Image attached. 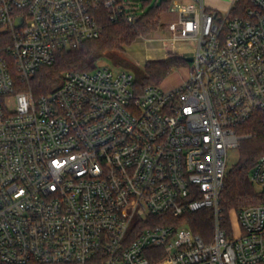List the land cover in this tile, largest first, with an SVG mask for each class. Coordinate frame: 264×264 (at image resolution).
Listing matches in <instances>:
<instances>
[{"label":"built area","instance_id":"1","mask_svg":"<svg viewBox=\"0 0 264 264\" xmlns=\"http://www.w3.org/2000/svg\"><path fill=\"white\" fill-rule=\"evenodd\" d=\"M145 1L0 0V264H264V155L250 177L262 200L236 211L239 234L219 207L237 127L264 111V0H228L224 14L170 0V40L197 43L176 87L137 92L131 71L98 62L51 93L27 88ZM207 209L209 243L184 218Z\"/></svg>","mask_w":264,"mask_h":264},{"label":"trees","instance_id":"2","mask_svg":"<svg viewBox=\"0 0 264 264\" xmlns=\"http://www.w3.org/2000/svg\"><path fill=\"white\" fill-rule=\"evenodd\" d=\"M248 6L244 1L234 9V15L239 9ZM145 12L136 22L126 23L103 20V32L98 39L83 43L79 48L62 50L57 54L52 66L41 68L31 79L27 88L34 96L39 97L53 92L63 81L67 72H86L95 69L102 59H109L119 68L127 69L134 74L135 90L142 92L147 86H160L175 68L192 66V59L182 57L165 61H149L144 67L138 68L118 52H124V47L130 46L137 38L155 31L161 17L169 10L170 0L160 3L145 1ZM4 34V33H3ZM8 42L0 37L1 46ZM237 133L243 137L239 146V159L226 175L224 187L220 196V210L223 220L221 228L231 229V212L259 204L261 194L251 181V173L258 161L264 155V111L254 115L249 121L237 127ZM186 225L206 243L211 242L215 228V213L212 209L184 215ZM158 221L154 224H161ZM167 224L175 223L168 221ZM151 223H147V226ZM231 231V230H230Z\"/></svg>","mask_w":264,"mask_h":264},{"label":"rangeland","instance_id":"3","mask_svg":"<svg viewBox=\"0 0 264 264\" xmlns=\"http://www.w3.org/2000/svg\"><path fill=\"white\" fill-rule=\"evenodd\" d=\"M204 2L206 8L212 11L216 10L222 14H224L229 7L228 0H205ZM177 20L178 15L176 13L168 12L164 14L161 17L160 23L155 31L147 35L140 36L130 46L124 47V52H118V55L125 57L136 67L141 69L144 67L147 61H165L159 60L162 57H168L167 60L171 59L170 57L177 59V57L181 56H183L185 59H192L193 53L191 52V49L197 47L196 41L189 40L173 43L172 40H170L172 33L167 31V25L172 22H176ZM177 48H180L179 52ZM99 63L119 68L116 67L109 59H102L99 61ZM189 73L190 66L175 68L167 77V79H165V81L161 84V86L164 88L176 87L188 79ZM238 152V148H233L228 151V169L237 163L239 159ZM235 214V211L231 212V221L234 228V233L237 235L239 234V226ZM185 226V228L188 227L187 225ZM182 228L184 227L182 226Z\"/></svg>","mask_w":264,"mask_h":264},{"label":"crops","instance_id":"4","mask_svg":"<svg viewBox=\"0 0 264 264\" xmlns=\"http://www.w3.org/2000/svg\"><path fill=\"white\" fill-rule=\"evenodd\" d=\"M180 48H177V50H178V52L180 51L179 50ZM194 55V54H193ZM182 58H183V56H181ZM170 58H172V57H170ZM168 59V57H162L161 59H159V60H167ZM150 60V59H149ZM151 61V60H150ZM154 61H158V60H154ZM147 62H149V61H147Z\"/></svg>","mask_w":264,"mask_h":264},{"label":"water","instance_id":"5","mask_svg":"<svg viewBox=\"0 0 264 264\" xmlns=\"http://www.w3.org/2000/svg\"><path fill=\"white\" fill-rule=\"evenodd\" d=\"M56 89H57V88H56ZM56 89H55V90H56Z\"/></svg>","mask_w":264,"mask_h":264}]
</instances>
